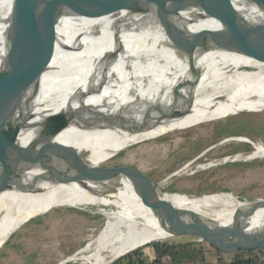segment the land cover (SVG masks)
<instances>
[{
  "label": "bare ground",
  "instance_id": "bare-ground-1",
  "mask_svg": "<svg viewBox=\"0 0 264 264\" xmlns=\"http://www.w3.org/2000/svg\"><path fill=\"white\" fill-rule=\"evenodd\" d=\"M12 1L0 0V18L7 15ZM136 1L121 0V4L130 5ZM158 1L170 4L174 0ZM118 14H132L140 24L156 18L152 9L133 13L122 9ZM110 18L65 14L56 20L53 35L43 34L39 48L48 44L47 52L38 54V50H33L29 57V72L32 76L38 73L41 63L44 68L36 82L25 91L21 114L22 121L36 124L33 133L41 139L52 136L55 142L76 149L84 138L99 137L85 150L91 153L88 158L91 171L93 166L98 167L131 147L205 126L221 114L264 110V48L247 47L238 54L210 50L200 58V81L187 99L174 103L159 100L164 102L160 104L161 109L145 115L142 108L158 100L153 99L154 93H150L146 97L153 100L120 111L109 125V130L136 128V132L123 135L117 131L83 133L75 130L87 107L93 103V92L105 74L118 76L119 69L130 65L147 67L158 71L159 76H165L174 66L164 47L141 52L131 49L130 44H116L110 33H105L99 26ZM246 19L249 25L264 30V19L260 16L251 14ZM66 23L70 28H66ZM215 27L216 23L211 19L197 25L194 36L199 46ZM3 28L0 24V34ZM3 70L4 63H0V101L6 93ZM182 74L183 71L168 82L165 93L177 84ZM118 90L109 91L105 97L108 104L115 99ZM152 112L150 109L149 113ZM230 143L248 144L252 150L198 164V160L213 149L209 147L186 162L174 174V179L224 164L264 158V146L260 143L240 137L227 139L219 145ZM203 194L170 193L163 198L188 219L199 220L210 227L216 225L243 234L264 236V206H261L264 201L240 200L230 192ZM189 195L202 200L193 201ZM56 206L94 211L105 218L104 226L95 237L65 258L62 264H111L142 245L184 237L161 221L155 212L159 207L154 197L126 178L93 187L75 175L59 182H43L25 175L0 172V247L28 219ZM255 207L248 216L250 209Z\"/></svg>",
  "mask_w": 264,
  "mask_h": 264
},
{
  "label": "water",
  "instance_id": "water-1",
  "mask_svg": "<svg viewBox=\"0 0 264 264\" xmlns=\"http://www.w3.org/2000/svg\"><path fill=\"white\" fill-rule=\"evenodd\" d=\"M122 9H129L131 13L152 9L156 18L140 24L132 14H118ZM65 14L111 16L99 26L105 33H110L116 44H130L131 49L141 52L164 47L174 61L173 69L165 76H159L158 71L147 67L129 65L119 69L118 76L108 73L97 83L92 95L93 103L87 107L75 130L83 133L117 131L125 135L138 129L109 130L117 113L153 99L172 103L187 99L200 81V58L207 51L238 54L247 47L263 49L264 30L249 25L246 18L255 14L264 19V0H174L170 4L158 0H138L130 5L121 4V0H13L7 15L0 18V24L4 26L0 34V63H4L2 79L6 88L0 101L2 174L25 175L43 182H59L75 175L93 187L125 177L154 197L159 207L156 214L175 232L196 237L223 253L264 249V239L256 235L216 225L210 227L199 220L184 217L163 198L170 192L132 169L93 166L91 171L88 168L90 152H79L71 146L55 142L52 136L36 137L33 133L36 124L30 125L21 120L24 93L36 82L44 68V63H41V69L32 76L29 72L30 54L33 50L46 54L48 44L39 48L43 34L48 32L53 35L56 20ZM206 19L213 20L217 27L209 31L203 45L199 46L194 31ZM65 26L70 28V24ZM181 71L180 80L165 93L168 82ZM116 88L118 93L108 104L105 97ZM150 93L155 94L153 99L146 97ZM112 108H115L114 111ZM256 207L250 209L247 215H251Z\"/></svg>",
  "mask_w": 264,
  "mask_h": 264
},
{
  "label": "rangeland",
  "instance_id": "rangeland-1",
  "mask_svg": "<svg viewBox=\"0 0 264 264\" xmlns=\"http://www.w3.org/2000/svg\"><path fill=\"white\" fill-rule=\"evenodd\" d=\"M161 103L164 102L156 100L142 108L144 114H153L157 108L160 110ZM150 109L152 113H149ZM221 115L205 126L131 147L100 166L105 169H132L157 182L162 190L170 193L207 194L221 191L230 192L240 200L264 201V158L224 164L174 179V174L186 162L198 157L209 147L213 149L203 155L198 164L252 150L250 145L244 143L219 145L227 139L245 137L264 146V110L249 109ZM98 139L99 137H86L76 150L83 152ZM189 196H192L193 201L202 200L194 195ZM104 224L105 218L100 213L56 206L44 214L28 219L10 235L0 247V264H62L65 258L72 256L94 238ZM257 238L264 239V236ZM155 242L192 243L200 246L203 261L188 264H226L233 262L239 252L243 253L239 257L244 261L264 264V249L223 253L191 236ZM142 246L133 251H140L146 264H151L155 254L149 247L150 244Z\"/></svg>",
  "mask_w": 264,
  "mask_h": 264
},
{
  "label": "trees",
  "instance_id": "trees-1",
  "mask_svg": "<svg viewBox=\"0 0 264 264\" xmlns=\"http://www.w3.org/2000/svg\"><path fill=\"white\" fill-rule=\"evenodd\" d=\"M155 254V259L151 264H188L201 262L204 259L203 250L200 246H195L192 243H167V242H153L149 243ZM148 245V244H146ZM145 246V245H144ZM143 247V246H141ZM140 248V247H139ZM138 249V248H137ZM136 250V249H135ZM240 253V254H239ZM238 256L233 262L226 264H256L252 260L244 261ZM111 264H146L141 257L140 251H130L124 256L118 258Z\"/></svg>",
  "mask_w": 264,
  "mask_h": 264
}]
</instances>
